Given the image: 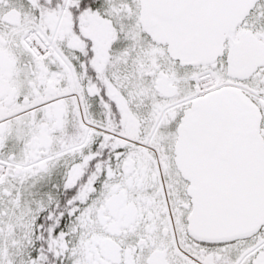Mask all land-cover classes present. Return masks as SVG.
I'll list each match as a JSON object with an SVG mask.
<instances>
[{
    "label": "snow or ice",
    "instance_id": "obj_1",
    "mask_svg": "<svg viewBox=\"0 0 264 264\" xmlns=\"http://www.w3.org/2000/svg\"><path fill=\"white\" fill-rule=\"evenodd\" d=\"M0 264H264V0H0Z\"/></svg>",
    "mask_w": 264,
    "mask_h": 264
}]
</instances>
